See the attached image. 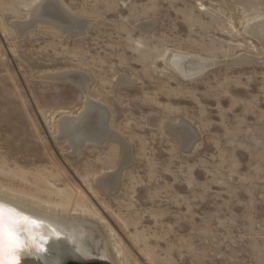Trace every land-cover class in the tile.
Instances as JSON below:
<instances>
[{
    "label": "rangeland",
    "instance_id": "obj_1",
    "mask_svg": "<svg viewBox=\"0 0 264 264\" xmlns=\"http://www.w3.org/2000/svg\"><path fill=\"white\" fill-rule=\"evenodd\" d=\"M39 1L0 0V195L93 221L113 256L98 264H264V42L245 27L264 0H59L79 32L31 20ZM172 52L214 65L183 80ZM67 71L86 94L49 77ZM86 95L112 138L75 154L54 122Z\"/></svg>",
    "mask_w": 264,
    "mask_h": 264
},
{
    "label": "bare ground",
    "instance_id": "obj_2",
    "mask_svg": "<svg viewBox=\"0 0 264 264\" xmlns=\"http://www.w3.org/2000/svg\"><path fill=\"white\" fill-rule=\"evenodd\" d=\"M29 13L31 15L29 17L33 21L35 19L44 20L58 24L66 30L79 32L85 28L76 23L77 20L70 15L59 0H41ZM153 25H148V28ZM17 26L21 32L30 28L29 24H19ZM245 27L248 34L260 42H264V17L255 18L248 22ZM168 56L167 62L170 69L183 80H191L201 76L214 65V62L209 60L193 57L192 55L188 56L181 52H172ZM59 77L74 83L86 94L89 78L83 73L67 71ZM121 80V84H130L128 78ZM111 120V111L104 104L94 101L86 95L83 111L76 116L63 115L54 122L58 134L55 139L67 142L74 153L78 154L87 144L104 145L112 138L110 137L112 136ZM170 129L185 148H189L193 144L195 134L186 123L181 122L172 125ZM97 185L101 192L111 194L118 188L119 178L116 175H107L98 179ZM0 205L3 206L6 217L28 216L30 220L39 221V224L29 226L32 229L31 235L36 243L40 244L43 241V251L30 247L19 256V264L22 258H28L29 264L31 261L33 262L31 264H63L69 257L78 260H90L94 257L99 260H113L105 235L97 229L93 221L64 217L37 210L2 195H0ZM22 238L28 239L27 231L24 232Z\"/></svg>",
    "mask_w": 264,
    "mask_h": 264
},
{
    "label": "snow or ice",
    "instance_id": "obj_3",
    "mask_svg": "<svg viewBox=\"0 0 264 264\" xmlns=\"http://www.w3.org/2000/svg\"><path fill=\"white\" fill-rule=\"evenodd\" d=\"M37 224L39 221L30 220L28 216L6 217L0 205V264H19V256L30 247L43 251V241L37 244L31 235L29 225ZM25 231L28 232V239L22 238Z\"/></svg>",
    "mask_w": 264,
    "mask_h": 264
},
{
    "label": "water",
    "instance_id": "obj_4",
    "mask_svg": "<svg viewBox=\"0 0 264 264\" xmlns=\"http://www.w3.org/2000/svg\"><path fill=\"white\" fill-rule=\"evenodd\" d=\"M60 75H62V74H57V75H49V77H51V78H54V79H57V80H64V78L63 77H59ZM24 235V233L22 234V236ZM27 251V250H26ZM25 251V252H26ZM92 263V262H94V264H98V263H100L101 262V260H99V259H97V258H91L90 260L88 259V260H78V259H74V258H72V257H69L67 260H66V262H64L63 264H88V263ZM31 263H33L32 261L30 262V264ZM20 264H29L28 263V258H22V260H20Z\"/></svg>",
    "mask_w": 264,
    "mask_h": 264
}]
</instances>
